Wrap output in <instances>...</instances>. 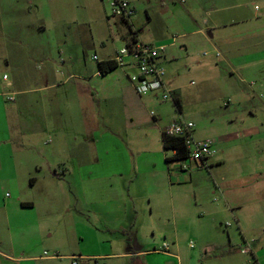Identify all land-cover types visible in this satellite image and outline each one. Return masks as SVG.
Masks as SVG:
<instances>
[{
  "label": "rangeland",
  "instance_id": "rangeland-1",
  "mask_svg": "<svg viewBox=\"0 0 264 264\" xmlns=\"http://www.w3.org/2000/svg\"><path fill=\"white\" fill-rule=\"evenodd\" d=\"M128 1L131 30L165 46L172 101L139 97L121 67L99 72L92 57L109 58L131 38L106 0H0V114L9 110L17 124L0 132V251L21 264H71V254L97 256L77 264H177L173 256L182 264H264V0H235L223 11L205 0ZM224 15L240 18L242 41L230 44L224 31L214 51L188 34L208 33V18ZM244 46L241 56L227 53ZM89 109L97 128L85 133ZM176 120L192 122L195 139L215 141L206 168L165 161L172 151L162 132ZM78 156L88 170L80 192L76 176L62 173ZM122 166L129 172L111 173ZM48 173L53 190L44 196ZM30 178L39 179L35 189ZM224 185L241 192L243 222L226 215L217 238L209 212Z\"/></svg>",
  "mask_w": 264,
  "mask_h": 264
},
{
  "label": "built area",
  "instance_id": "built-area-1",
  "mask_svg": "<svg viewBox=\"0 0 264 264\" xmlns=\"http://www.w3.org/2000/svg\"><path fill=\"white\" fill-rule=\"evenodd\" d=\"M106 2L110 10L109 17L126 21L133 28L131 19L135 14V9L128 0H106ZM164 53V45L143 42L136 36L134 39H124L123 46L116 50L111 57L99 59L97 56H93L92 59L97 63L113 61L117 67L130 71L131 73L126 75L127 79L139 97L159 93L157 98L160 102H166L172 101L175 90L171 88L170 83L166 80V72L163 67ZM8 100L13 101V97H9ZM151 115L154 114L151 113ZM193 131L194 124L184 120L173 121L164 129L166 136L182 139L187 150V157L182 161H193L196 168H206L207 158L216 153L215 141L197 140L193 136ZM174 153L175 151H173ZM183 167L186 168L187 166L184 165ZM243 251H249L248 243H246ZM71 260V264H77L76 257H72Z\"/></svg>",
  "mask_w": 264,
  "mask_h": 264
},
{
  "label": "crops",
  "instance_id": "crops-1",
  "mask_svg": "<svg viewBox=\"0 0 264 264\" xmlns=\"http://www.w3.org/2000/svg\"><path fill=\"white\" fill-rule=\"evenodd\" d=\"M207 3V6L210 7V9H212V11H223V10H227L229 8H231L232 4L234 3L235 0H205ZM240 18L238 16H223V17H212V18H208L209 22V26H208V33L203 32L202 29H196V30H192L191 32H189V35H197L200 34L202 37H205L208 41L212 42V48L214 49V51H219L218 48L221 49V47L219 46L218 42L216 43V40L214 39V37L217 35H220L222 32L227 31V33L225 34V38H227L230 41V44L233 43V38L235 37L236 40L238 42L242 41V38L244 37V33H242V30L240 31H235V25L237 26L240 23ZM131 24L133 25V23L131 22ZM41 28V27H40ZM185 37V36H182ZM219 37V36H218ZM139 40L140 37H138ZM142 41V40H141ZM144 42V41H143ZM245 48L242 47L241 49H235L234 47H230V50L232 51H228V55L229 53H233L234 56L235 55H239L241 56L242 54H244L241 50H243ZM236 56V57H237ZM235 57V58H236ZM106 59V58H105ZM224 62L225 65L230 67L229 69H231L233 71V63L231 62V58L230 56H225L224 57ZM241 65V64H240ZM243 66H239V68H241ZM238 68V67H237ZM169 82V81H168ZM94 111L89 109L86 110L84 112V132L87 133L89 131H92L93 129L97 128V124H96V120L94 119ZM154 120H156L155 118H153ZM24 125V124H23ZM21 125V126H23ZM17 126V124H15L14 122H11V112L9 110H4L1 114H0V132L3 133V135L8 136L9 132H11L15 127ZM44 129V127H43ZM47 130V129H46ZM173 155V152H172ZM45 161L47 162L48 165V170H50V168L52 167V165H54L53 162H50L48 159H45ZM82 161H84V159L81 156H78L76 158V162L78 164V166H76L75 168H65L64 167V171L62 173H71V175L74 174V176H76V179L79 181L78 185L79 188H77L80 192V190L82 189L81 186L85 181L88 179V170L86 169V166L84 163H82ZM19 164L27 169L31 170H36L38 171V163L34 160H30V161H26L24 158H20L19 159ZM173 162V161H172ZM66 163L68 165L72 164V161H69ZM170 163V162H168ZM222 163V161L220 160H215L213 162V164H220ZM31 165V166H30ZM129 170V167H115L112 169L111 173L121 176L122 174H126ZM52 176L57 177V172L56 170H53V173H51ZM26 176L30 177V172H27ZM47 179V178H46ZM38 178H30V187L32 189H35L38 185ZM48 184H46V188L45 190L42 192V194L48 195L53 189L51 184L54 183V179L50 177L49 173H48ZM221 180H225L224 178H221ZM218 188V186H216ZM85 189L84 185H83V190ZM220 190V197H221V203L215 207L211 212H209V214L211 215V219L210 221L213 223V225L216 226V229H218L221 225H222V221L223 219L226 218V215H229L233 218V220L238 224H241L242 218L240 216V214L242 213L243 207L245 202L241 199L243 196H241V192H234L236 190H233L232 187H226L225 185L222 187ZM26 205H32L34 206L35 203L34 202H27L25 203ZM222 233V231H220L218 229V231L216 230L214 232L215 237L219 238L220 234ZM220 233V234H219ZM246 243V242H245ZM251 243V242H250ZM148 251H144V252H137V253H133L134 255H138V254H147ZM155 253H157L156 251H154ZM242 252L243 249H242ZM246 252V251H245ZM157 254H162L163 256L166 257H171L172 255L168 254V253H157ZM120 255H130L129 253H122ZM72 257H76L77 260H92L97 256L94 255H82L79 254L77 256H75L74 254H71L70 256H66V258L71 259ZM173 258L176 260L177 264H182L180 262L179 259H177L175 256H173ZM203 256H201V260ZM22 258H20V262H18V258H13L12 256L6 255L3 252L0 251V264H6V263H10V264H21L23 261H21Z\"/></svg>",
  "mask_w": 264,
  "mask_h": 264
},
{
  "label": "trees",
  "instance_id": "trees-1",
  "mask_svg": "<svg viewBox=\"0 0 264 264\" xmlns=\"http://www.w3.org/2000/svg\"><path fill=\"white\" fill-rule=\"evenodd\" d=\"M123 25H125L128 28V35L132 39H134L136 36H138V29L131 30V27L128 22L126 21H120ZM98 70L101 74H106L115 68H117V65L113 61H101L97 63ZM175 106L180 107L179 102L177 99L174 100ZM162 141V147L166 150H171L172 152L175 151V153L169 157H165L166 162H172V161H182L187 157V150L183 144L182 139L175 138V137H169L166 136L164 132H162L161 136Z\"/></svg>",
  "mask_w": 264,
  "mask_h": 264
}]
</instances>
